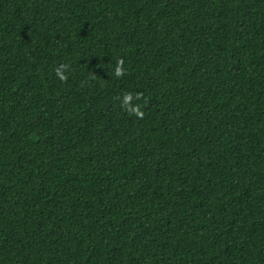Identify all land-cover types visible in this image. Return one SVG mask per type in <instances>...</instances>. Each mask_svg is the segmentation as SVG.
I'll list each match as a JSON object with an SVG mask.
<instances>
[{
  "label": "trees",
  "instance_id": "obj_1",
  "mask_svg": "<svg viewBox=\"0 0 264 264\" xmlns=\"http://www.w3.org/2000/svg\"><path fill=\"white\" fill-rule=\"evenodd\" d=\"M0 264H264V0H0Z\"/></svg>",
  "mask_w": 264,
  "mask_h": 264
}]
</instances>
